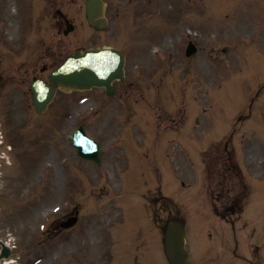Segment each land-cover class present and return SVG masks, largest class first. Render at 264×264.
I'll return each instance as SVG.
<instances>
[{
    "label": "rangeland",
    "instance_id": "obj_1",
    "mask_svg": "<svg viewBox=\"0 0 264 264\" xmlns=\"http://www.w3.org/2000/svg\"><path fill=\"white\" fill-rule=\"evenodd\" d=\"M109 1L114 8L113 28L108 36H112L110 42L122 44L129 55L128 76L135 84L129 93L112 97L100 90L61 92L44 117L33 112L31 119L21 114L24 111L27 115L25 106L34 111L29 96L22 99L25 102L29 98L24 105L18 99L12 103L15 113H0V132L4 136H0L4 139L0 145V234L17 245L13 262L9 264H33L38 260V264H110L109 259L113 264H169L163 245L165 223L170 217L187 213V245L192 262L195 258L197 264H244L232 256V250L238 245L239 252L248 254L249 242L251 249V243L261 237L255 226L248 225L239 234L211 214L203 189L196 184L184 189L179 180L193 183L206 179L204 169L192 164V156L198 159L203 149L210 146L214 155L226 143L231 144L229 149H233L231 153L249 181H253L252 175H264V0ZM3 3L5 12L14 16L16 5L8 0H2ZM26 9L37 23L34 7ZM5 26V22H0V30ZM29 26L20 34L18 45H24L27 39L30 47L48 45L45 60L31 57L33 71L40 72L44 64L52 66L54 60L60 61L65 54L58 53L56 45H49L41 32H44V23L41 28L39 23L37 27L33 25V33L28 30ZM58 37L60 47L68 45L71 49L81 43L75 35ZM191 40L197 44L198 51L188 57L186 48ZM49 41L54 42L52 38ZM15 54L2 53L7 65L19 64L22 56L27 55ZM6 88L14 90L15 85L8 84ZM20 96L23 98L22 90ZM127 97L135 101L129 109L138 116L131 113L127 126L138 124L153 135L149 126L160 125L161 135L172 130L178 138L166 148L175 146L173 149H176L169 164L157 156L165 174L162 194L169 195L168 199H162L158 205L152 199L143 216L132 207L125 219L128 204L139 201L140 205L143 199L128 195L127 202V193H124L116 205L114 197L118 193L113 192L121 191L122 181L99 175L94 164L76 158L69 135L75 126L84 123L90 134L107 142L110 137L105 134L107 127L121 125L126 120ZM95 108L98 112L92 111ZM114 110L123 111V116H114ZM109 112L113 116H107ZM196 117L199 121H195ZM123 131L121 143L125 144L124 137L129 131L125 128ZM184 134L190 140L192 156L186 149L190 146L181 138ZM151 148L159 154L162 142H152ZM134 149L139 150V145ZM213 155L210 154V160L216 159ZM170 168L175 169V175ZM74 179L78 185L82 184L78 193ZM260 184L264 188V178ZM141 185L139 176L134 174L132 190L136 193ZM43 189H48V194L41 196ZM58 190L63 193L58 194ZM37 196H41L38 201ZM58 200L65 201L67 207L56 212L50 206ZM153 205L161 211L152 213ZM76 209L81 210V233L75 235L71 230L63 243L54 240L45 245L50 236L40 230L47 217L59 213L57 216L61 219L64 213ZM263 214L264 200L257 193L246 216L257 222ZM238 224L245 227L246 222L243 224L241 220ZM54 226V221L48 226L50 233L54 232ZM258 231L264 232V222L259 221ZM155 233L157 238H153ZM117 237L121 239L118 244ZM152 246L160 247L157 259L148 255ZM216 246L223 247L226 255ZM21 247H26L24 253ZM259 248L254 249L256 262L264 258V245ZM211 254L215 257H210Z\"/></svg>",
    "mask_w": 264,
    "mask_h": 264
},
{
    "label": "flooded vegetation",
    "instance_id": "obj_2",
    "mask_svg": "<svg viewBox=\"0 0 264 264\" xmlns=\"http://www.w3.org/2000/svg\"><path fill=\"white\" fill-rule=\"evenodd\" d=\"M8 1L16 5L18 12L16 15L10 16L5 12L6 4H2V0H0V22L6 23L5 29L0 30V99L6 100L0 101V103L3 104V106L0 107L1 109H7L10 106L11 103L8 101L9 98L12 101L19 99L16 93L12 94V89L8 90L6 88L8 84L13 83L14 85H24L29 83V81L31 84V81L34 79L43 77V74L46 73L49 68V64H44L41 67V73L39 74V70L36 72L33 71L31 62L32 55L41 62L45 60L46 57H48V48L38 47L35 49L36 51L29 52V50L33 51L34 48L28 45L27 40L24 45H18L20 34L27 26H29V21L31 22L28 29L29 31H32V26L35 22L32 16L27 13L26 9V5L29 2L31 3V0ZM79 1L80 0H38L37 3L38 6H41V13L37 14L36 22L44 23L47 30L52 26L59 34H65L67 25L70 26L72 23V31L76 32L78 25L75 22L81 20L83 16L81 14L77 15V13H71L70 9L73 5L78 4ZM66 8L69 10L67 11ZM21 20L22 23H20ZM93 30V32H90L91 44L96 43L95 40L100 37V31H97L96 29ZM3 52L10 53V55H16L15 53L27 55L22 56V61L19 64L7 65V62L4 61V55H2ZM6 89L10 91L8 95L5 93ZM122 90L126 93L129 91L126 86H123ZM141 134L144 138L146 137L145 132H141ZM143 176L146 177L145 171L143 172Z\"/></svg>",
    "mask_w": 264,
    "mask_h": 264
},
{
    "label": "water",
    "instance_id": "obj_3",
    "mask_svg": "<svg viewBox=\"0 0 264 264\" xmlns=\"http://www.w3.org/2000/svg\"><path fill=\"white\" fill-rule=\"evenodd\" d=\"M89 16L93 21L92 10ZM111 51V52H110ZM116 50H85L76 52L69 60L51 74V80L63 88H84L94 84L106 85L111 89V81L115 77L124 78V60ZM112 55H115V60ZM36 88L37 105L43 104V97L47 88L39 86ZM50 97L55 91L53 85L48 86ZM47 102V101H46ZM85 142V141H83ZM186 231L182 222L171 219L166 227L165 244L166 251L172 264H188L187 251L185 249Z\"/></svg>",
    "mask_w": 264,
    "mask_h": 264
}]
</instances>
